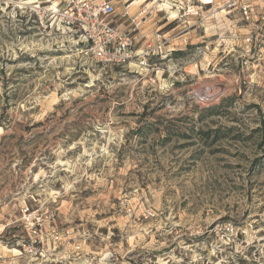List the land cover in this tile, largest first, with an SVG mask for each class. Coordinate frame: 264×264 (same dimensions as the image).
Returning a JSON list of instances; mask_svg holds the SVG:
<instances>
[{
	"label": "rangeland",
	"instance_id": "rangeland-1",
	"mask_svg": "<svg viewBox=\"0 0 264 264\" xmlns=\"http://www.w3.org/2000/svg\"><path fill=\"white\" fill-rule=\"evenodd\" d=\"M63 1L0 0V264H264V0H113L123 65Z\"/></svg>",
	"mask_w": 264,
	"mask_h": 264
},
{
	"label": "built area",
	"instance_id": "built-area-1",
	"mask_svg": "<svg viewBox=\"0 0 264 264\" xmlns=\"http://www.w3.org/2000/svg\"><path fill=\"white\" fill-rule=\"evenodd\" d=\"M55 12L56 29L97 61L123 65L133 58L135 37L113 23V0H64Z\"/></svg>",
	"mask_w": 264,
	"mask_h": 264
},
{
	"label": "bare ground",
	"instance_id": "bare-ground-1",
	"mask_svg": "<svg viewBox=\"0 0 264 264\" xmlns=\"http://www.w3.org/2000/svg\"><path fill=\"white\" fill-rule=\"evenodd\" d=\"M39 2V1H38ZM40 3V2H39ZM38 6V5H37ZM52 7L54 8V10L56 11L57 10V6L56 5H54V3H53V5H52ZM13 251H15V252H17V253H19V251L17 250V249H13Z\"/></svg>",
	"mask_w": 264,
	"mask_h": 264
}]
</instances>
